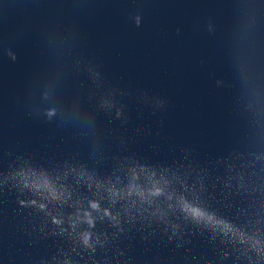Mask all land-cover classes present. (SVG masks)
I'll return each mask as SVG.
<instances>
[{
	"label": "water",
	"instance_id": "1",
	"mask_svg": "<svg viewBox=\"0 0 264 264\" xmlns=\"http://www.w3.org/2000/svg\"><path fill=\"white\" fill-rule=\"evenodd\" d=\"M0 264H264V0H0Z\"/></svg>",
	"mask_w": 264,
	"mask_h": 264
}]
</instances>
